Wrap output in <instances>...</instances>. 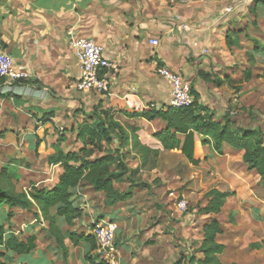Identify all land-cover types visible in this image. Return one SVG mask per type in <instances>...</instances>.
Returning a JSON list of instances; mask_svg holds the SVG:
<instances>
[{"label":"crops","instance_id":"crops-1","mask_svg":"<svg viewBox=\"0 0 264 264\" xmlns=\"http://www.w3.org/2000/svg\"><path fill=\"white\" fill-rule=\"evenodd\" d=\"M227 6L233 8L229 13L224 12ZM71 38H88L102 48L103 56L112 65L106 71L108 94L77 91L79 64L70 46ZM150 40H156L157 45H151ZM0 51L13 58L15 70L26 74L21 94H0V171L12 172L14 177L6 184L14 192L27 193L31 187L52 189L62 168L59 164H49L48 159L58 150L64 154L78 152L82 148L77 137L79 127L91 124V115L101 111L108 113V118L128 134L125 150L131 153L126 163L132 169L141 164L139 147L133 149L138 143L157 151L156 157L149 156L146 166L154 168L163 163L170 170L177 160L173 168L180 165L192 169L187 181H194L199 171L208 168L205 176L209 172L231 178L244 171L254 183L264 184L254 170H247L242 151L227 145L217 151L211 140L194 134L193 159L198 164L192 166L182 154L164 150L155 138V134L166 128L164 122L123 116L133 111L168 108L170 87L156 74L157 68L166 67L189 84L197 95V102L210 110L214 121L228 116L232 129H259L255 120L250 119L264 117V7L260 3L254 0L249 4L240 0L187 3L180 0H0ZM198 74L207 76L206 80ZM178 138L183 142L184 136ZM108 148H117V142L114 140L103 150ZM173 175L177 177L175 172ZM114 187L124 192L128 184ZM255 190L259 188L256 186ZM72 193L74 206L81 211V216L70 226L60 220L67 249L65 258L55 246L54 238L48 236V223L36 206L29 210L0 207L4 240L12 236L17 241L35 238V248L29 255L7 252L6 264H90L87 254L95 264H106L99 262L87 243L80 242L74 247L66 235L68 232L91 235L98 222L116 226L117 264H158L160 256L168 257L170 236L163 226L170 223L162 219L165 218L163 210H157L158 200L148 190L132 188L130 199L113 207L105 204L103 193L94 192L88 186L79 185ZM182 196H187L189 201L192 198L186 191ZM228 198L223 207L228 205ZM161 201L166 204L169 199ZM246 209L252 219L259 220V208L248 206ZM203 218L198 223L189 215L185 221L174 223V229L185 240L191 241V234L198 233L195 242H184L189 251L198 247L203 224L213 219L219 221L217 215ZM253 225H248L246 231H252ZM258 226L264 233V223ZM221 228L222 235L216 237L225 247L217 257L221 263L264 264V252L249 251L247 244L245 248L240 247L227 233L226 240L228 228ZM229 253L231 256L227 257ZM235 254L242 259L236 260Z\"/></svg>","mask_w":264,"mask_h":264},{"label":"trees","instance_id":"trees-1","mask_svg":"<svg viewBox=\"0 0 264 264\" xmlns=\"http://www.w3.org/2000/svg\"><path fill=\"white\" fill-rule=\"evenodd\" d=\"M264 7V0H254ZM206 80L205 75L198 74ZM264 77V73H263ZM194 102L188 108L175 109L168 107L164 111L142 110L124 113L126 118H141L148 122L156 119L165 123L166 128L155 134V138L166 151L182 154L192 166L198 164L193 159L194 134L211 140L215 150L219 151L223 145L234 150L242 151V161L247 170H254L259 181L264 183V140L262 133L256 130L232 129L228 116L214 121L210 110L197 102V95L190 88ZM102 116H104L102 118ZM91 124L79 127L77 137L81 140L82 148L75 153H62L58 150L54 156L48 159L49 164H59L62 173L58 177L57 184L50 190L31 187L25 192L16 193L7 187V180L14 177L11 171H0V207L9 209L20 208L29 210L36 206L43 219L48 223V236L54 238L55 246L62 252L63 258L67 255L64 246V237L61 234L60 220L66 226L81 216V211L74 206L73 189L79 185L90 187L94 192H101L105 196V204L113 207L120 202H125L131 197L132 188H146L147 185L140 180H133L136 174L146 166L149 156H157V151H151L135 143L134 148L139 147L140 166L132 169L126 163L131 151L126 149L129 136L126 131L108 113L99 112L92 114ZM184 136L183 142L178 138ZM117 142V148L104 149L113 141ZM103 153V155H102ZM101 154V157H95ZM128 184V189L119 192L115 189L116 184ZM230 194L211 190L205 206L200 210L203 215H217ZM53 212V213H51ZM11 214H8V217ZM223 230L216 220L205 222L201 228V241L192 254L180 257L176 264H223L218 260L225 249L224 245L216 241ZM72 246L85 242L90 251L96 250V242L92 235L66 234ZM35 238L29 237L25 241H17L15 237L4 240V229L0 226V264H6V253L11 252L17 256L29 255L35 248ZM198 254V255H197ZM90 264L92 256L87 254Z\"/></svg>","mask_w":264,"mask_h":264},{"label":"rangeland","instance_id":"rangeland-1","mask_svg":"<svg viewBox=\"0 0 264 264\" xmlns=\"http://www.w3.org/2000/svg\"><path fill=\"white\" fill-rule=\"evenodd\" d=\"M258 118V116L255 118L252 117L250 120H255L259 128L258 130L262 133L264 140V117L259 118V120ZM176 163L177 160H174L169 167L170 170H168V166H164L163 163L154 168H151L149 165L145 166V168L140 170L133 179L137 181L140 180L147 185L144 189L148 190V194H150L152 198L154 197L155 200H158L156 201L157 210L159 209L160 212L163 210L162 214L165 215V218L162 219H168L170 223V226L165 225L163 228L165 227L164 232H169L167 234L170 236L169 242L171 249L169 253H166L168 257L164 256V258H162L163 256H160L158 264H176L181 256L183 258L196 251V247L189 251L184 242H195L194 239H198L199 237L198 233L193 232L191 234V237H189L191 241L188 239L185 240L182 233L174 229L173 226L174 223L185 221L189 215H192L194 220L196 219L198 223L202 222L204 220V215L200 210L205 201L207 202V195L211 190L230 194L228 196V205L230 207L228 208V205L224 206L217 214L218 222H220L221 226H226L228 228L225 234H230L231 238L236 240L237 244H240V247L244 245L245 248L247 244V250L249 251L256 249L260 250V252H264V241L262 240L264 238V233L258 226L259 223H264V184L259 185V183H254L251 176L244 173V171L241 172L240 176H233L231 178L219 177L215 174L210 175L209 172H207L205 176V171L208 168L202 169V172L199 171L198 175L194 177V181H187L191 176L192 169L190 167L184 168L180 165L173 168V165ZM174 172L177 177H174ZM256 186L259 190H255ZM185 191L192 196L190 201L187 196H185V198L182 196L183 194L185 195ZM170 193L172 197H169ZM166 197H168L169 201L165 204L161 200L162 198L166 200ZM181 197L186 201V210L183 213H180L175 205L178 200L177 198ZM248 206H255V208L260 209L259 220L255 218L252 219L251 213L246 209ZM250 224H254L250 226V230L252 231H246L247 226ZM235 227H238L239 230L237 231ZM170 231H173V233L170 234ZM227 234L225 235L226 240L229 237ZM230 256V253L227 254V257ZM235 257L236 260L239 258L242 259V256L238 258L236 254ZM183 262L184 261L180 264H183Z\"/></svg>","mask_w":264,"mask_h":264},{"label":"built area","instance_id":"built-area-1","mask_svg":"<svg viewBox=\"0 0 264 264\" xmlns=\"http://www.w3.org/2000/svg\"><path fill=\"white\" fill-rule=\"evenodd\" d=\"M187 3L195 0H180ZM243 4H249L251 0H240ZM231 6L224 9L225 13L232 11ZM182 25V28H185ZM150 44L156 46V40H150ZM70 46L74 56L79 64V77L75 87L79 92H91L96 94H108L109 86L106 79V71L112 65L103 56L102 48L88 38H71ZM157 76L168 83L170 87V100L168 107L181 109L190 107L193 102V96L190 93L189 84L176 72L166 67L156 69ZM26 78L24 71H18L14 68L13 58L0 51V79L3 80V86L0 87V94H21L24 90L22 81ZM31 93V92H30ZM38 94V92H34ZM172 197V194H169ZM176 209L183 213L186 210V201L181 197L177 198ZM116 226L111 223L98 222L93 227L91 235L96 242L95 253L99 262L106 264H117V257L114 251V238Z\"/></svg>","mask_w":264,"mask_h":264}]
</instances>
